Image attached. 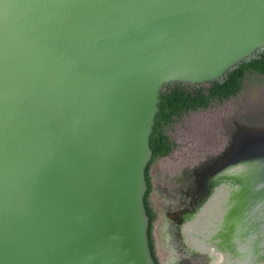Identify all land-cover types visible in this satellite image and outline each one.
I'll use <instances>...</instances> for the list:
<instances>
[{
    "label": "water",
    "instance_id": "95a60500",
    "mask_svg": "<svg viewBox=\"0 0 264 264\" xmlns=\"http://www.w3.org/2000/svg\"><path fill=\"white\" fill-rule=\"evenodd\" d=\"M261 49L264 0H0V264H156L161 91ZM233 139L215 170L252 165L240 202L264 207V124Z\"/></svg>",
    "mask_w": 264,
    "mask_h": 264
},
{
    "label": "flooded vegetation",
    "instance_id": "af4514ba",
    "mask_svg": "<svg viewBox=\"0 0 264 264\" xmlns=\"http://www.w3.org/2000/svg\"><path fill=\"white\" fill-rule=\"evenodd\" d=\"M262 124L264 117L225 120L226 141L221 150L210 153L204 163L182 168L181 173L165 188L162 207L159 205V210L155 211L152 205L157 216L153 227L154 239L157 227L158 240L164 245V252L171 251L172 257L176 256L174 264H264V207L253 203L241 204L237 219L232 217L234 198L236 195L240 198V178L232 176L234 173H226L231 166L215 170L229 152L234 136L244 131L245 127ZM237 156L240 157V151ZM219 181L224 183L214 188ZM220 188H225V194L227 189H231L230 198L224 204L226 214L221 224L217 219L219 213L213 211L218 228L216 226L211 230L202 224L201 213L205 211L203 216L207 217L210 212L208 206ZM155 192L153 185L151 196ZM160 213L164 215L162 220Z\"/></svg>",
    "mask_w": 264,
    "mask_h": 264
},
{
    "label": "rangeland",
    "instance_id": "374dc122",
    "mask_svg": "<svg viewBox=\"0 0 264 264\" xmlns=\"http://www.w3.org/2000/svg\"><path fill=\"white\" fill-rule=\"evenodd\" d=\"M233 117H264V76L250 75L237 97L222 104L214 103L207 110L189 113L169 129L178 147L170 156L158 159L152 166L151 177L156 192L152 194L151 202L155 211L159 210V205L162 207L165 188L181 173L182 168L204 163L210 153L221 150L226 141L225 120ZM241 204L244 203L237 197L234 204L235 216L240 214ZM159 216L161 220L164 218L163 213ZM159 237L157 232L155 241L160 264H174L176 256L172 257L171 251L164 252V245L158 240Z\"/></svg>",
    "mask_w": 264,
    "mask_h": 264
},
{
    "label": "trees",
    "instance_id": "16d2710c",
    "mask_svg": "<svg viewBox=\"0 0 264 264\" xmlns=\"http://www.w3.org/2000/svg\"><path fill=\"white\" fill-rule=\"evenodd\" d=\"M250 75L264 76V49L255 52L216 82L197 86L177 82L165 86L161 91L160 110L156 116L150 138L153 158L146 171L148 192L145 197L146 210L150 220L148 232L150 247L156 264H160V261L153 236V227L157 216L150 202L153 191L151 169L158 159L170 156L178 147L169 129L189 113L207 110L214 103L222 104L237 97L243 91Z\"/></svg>",
    "mask_w": 264,
    "mask_h": 264
},
{
    "label": "bare ground",
    "instance_id": "6f19581e",
    "mask_svg": "<svg viewBox=\"0 0 264 264\" xmlns=\"http://www.w3.org/2000/svg\"><path fill=\"white\" fill-rule=\"evenodd\" d=\"M252 165H248L245 164L243 165H238L236 167L231 168L229 171H227L226 173H234L232 174V176L235 177H239L240 175H245L248 173V171L251 169ZM222 181H219L216 185H214L213 187L215 188L217 185H219ZM224 183V182H222ZM213 188V191H214ZM232 188V187H231ZM228 192L225 194V188H220L218 194H216L213 199L211 200L210 204H209V208H210V212L208 211L207 217H204L203 214L205 213V211L203 213H201V222L202 224H204V226H207V228H210L211 230H214L215 227L217 226V221L215 220H219L220 219V224L222 223V219H223V215L226 214L224 209V204L226 203L227 199L229 200L230 197L229 194L231 193V189H227ZM238 195H236V197L234 199H237ZM207 207V208H208ZM261 207V206H260ZM203 211V210H202ZM213 211L217 213H219L218 218L216 219V216L214 217ZM232 213V212H231ZM215 214V215H216ZM231 215V214H230ZM204 217V219H203ZM225 217V216H224ZM229 217V216H228ZM237 219V216L234 217ZM197 219V217H196ZM200 219V217H199ZM195 220V219H194ZM200 223V222H199ZM214 224V225H213ZM198 225V223H197ZM218 228V226L216 227V229ZM199 229V228H198ZM205 229V227L203 228ZM193 230V229H191ZM196 229L194 228L193 231H195ZM197 232V231H196ZM199 233V232H198ZM214 233V232H213ZM216 235V234H215ZM199 237V236H198ZM202 237V236H201ZM202 240V239H201ZM204 241V240H203ZM203 245V244H202Z\"/></svg>",
    "mask_w": 264,
    "mask_h": 264
},
{
    "label": "crops",
    "instance_id": "0c3cea01",
    "mask_svg": "<svg viewBox=\"0 0 264 264\" xmlns=\"http://www.w3.org/2000/svg\"><path fill=\"white\" fill-rule=\"evenodd\" d=\"M155 234L157 235V227H156V233H155ZM158 246H159V243H158ZM159 250H160V251L162 250V249H161V246H160V249H159Z\"/></svg>",
    "mask_w": 264,
    "mask_h": 264
}]
</instances>
